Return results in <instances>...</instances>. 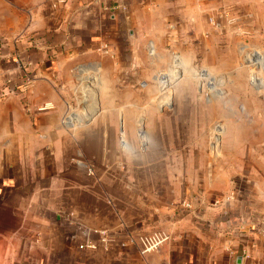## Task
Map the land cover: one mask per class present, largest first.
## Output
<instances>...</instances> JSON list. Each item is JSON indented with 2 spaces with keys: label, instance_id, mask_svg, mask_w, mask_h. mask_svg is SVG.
Returning a JSON list of instances; mask_svg holds the SVG:
<instances>
[{
  "label": "crops",
  "instance_id": "0c3cea01",
  "mask_svg": "<svg viewBox=\"0 0 264 264\" xmlns=\"http://www.w3.org/2000/svg\"><path fill=\"white\" fill-rule=\"evenodd\" d=\"M223 13L264 19V0H0V264H264V154L244 145L110 187L74 122L102 49L132 58ZM152 231L167 240L140 252L132 240Z\"/></svg>",
  "mask_w": 264,
  "mask_h": 264
},
{
  "label": "rangeland",
  "instance_id": "374dc122",
  "mask_svg": "<svg viewBox=\"0 0 264 264\" xmlns=\"http://www.w3.org/2000/svg\"><path fill=\"white\" fill-rule=\"evenodd\" d=\"M101 52L108 67L98 83L76 84L86 96L74 122L92 129L78 133L92 139L89 170L105 184L148 186L247 145L264 154V19L214 14L200 36L162 49Z\"/></svg>",
  "mask_w": 264,
  "mask_h": 264
},
{
  "label": "built area",
  "instance_id": "2783aa9c",
  "mask_svg": "<svg viewBox=\"0 0 264 264\" xmlns=\"http://www.w3.org/2000/svg\"><path fill=\"white\" fill-rule=\"evenodd\" d=\"M184 205L188 206L189 202H183ZM168 238V234L164 231H152L148 233H141L135 237L132 241L137 243L140 249V252H150L162 243H164ZM87 247L94 248L95 244L93 242H87Z\"/></svg>",
  "mask_w": 264,
  "mask_h": 264
},
{
  "label": "bare ground",
  "instance_id": "6f19581e",
  "mask_svg": "<svg viewBox=\"0 0 264 264\" xmlns=\"http://www.w3.org/2000/svg\"><path fill=\"white\" fill-rule=\"evenodd\" d=\"M163 85L165 86V85H167V83H163Z\"/></svg>",
  "mask_w": 264,
  "mask_h": 264
}]
</instances>
